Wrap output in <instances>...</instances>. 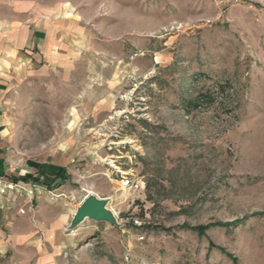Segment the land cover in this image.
<instances>
[{"label":"rangeland","instance_id":"obj_1","mask_svg":"<svg viewBox=\"0 0 264 264\" xmlns=\"http://www.w3.org/2000/svg\"><path fill=\"white\" fill-rule=\"evenodd\" d=\"M0 16L47 18L58 42L10 68L8 168L64 155V179L40 184L64 197L36 193L51 199L39 215L74 209L82 187L117 221L50 241L38 208L13 223L9 201L0 264H264V0H0Z\"/></svg>","mask_w":264,"mask_h":264},{"label":"crops","instance_id":"obj_2","mask_svg":"<svg viewBox=\"0 0 264 264\" xmlns=\"http://www.w3.org/2000/svg\"><path fill=\"white\" fill-rule=\"evenodd\" d=\"M21 21L20 19L13 20L12 18L0 16V174L6 173L15 181L27 178L28 180L30 179L41 184L48 180L54 181L57 179L58 181V172L61 171L60 176H64L63 174H65L68 169L67 165L72 160L69 161L68 157L61 155L53 162L37 166L35 170L32 164L29 165L28 169L20 170L19 173L14 169L10 170L8 168V155H6L4 149V142L9 135L10 129V126H8V114L6 112L4 97L11 87L10 80L13 73H11L10 68L16 65L15 59L20 60L26 65H41L50 62L53 58L52 52L58 47V42L52 39V25L47 18L36 20L30 25L24 24ZM22 55L24 58H21ZM60 190L61 187L54 189L55 192ZM17 199L18 205L25 208V213L35 212V209L38 208V211H36V219L40 222L39 224L47 225L46 238L50 241L56 239L59 227H63L71 221L72 216L79 206L78 204L74 209L57 214L58 216L46 211L39 215L43 207H45L46 203L51 201V199L48 200V198L42 194L37 196L36 193L32 191L30 195L22 198H18L14 193H9L3 197L1 196L0 208L8 205L9 201L17 202ZM12 214L14 215L12 220L14 221L13 223H15L19 220L16 217L19 216V213L18 211H13ZM45 219L47 220L46 222ZM25 221L27 222V219Z\"/></svg>","mask_w":264,"mask_h":264},{"label":"built area","instance_id":"obj_3","mask_svg":"<svg viewBox=\"0 0 264 264\" xmlns=\"http://www.w3.org/2000/svg\"><path fill=\"white\" fill-rule=\"evenodd\" d=\"M119 179V184L121 189H127L130 191H138L143 189V182L139 180H135L133 178L128 177V175H123L122 172ZM41 190L45 191L48 195L53 198L64 197L63 193L54 194V190L43 188L40 184L32 181V180H14L11 179L6 173L0 174V197L6 196L9 193H14L17 197H25L33 192L39 194ZM80 191L82 192V196L79 199V203L90 193L89 190L80 187ZM18 213L20 215L25 214V210L21 207L18 209ZM134 225L139 226L140 223L138 221L133 222Z\"/></svg>","mask_w":264,"mask_h":264},{"label":"water","instance_id":"obj_4","mask_svg":"<svg viewBox=\"0 0 264 264\" xmlns=\"http://www.w3.org/2000/svg\"><path fill=\"white\" fill-rule=\"evenodd\" d=\"M106 205L105 199H100L94 194H89L79 203L67 229L73 230L85 220L105 222L112 226L117 225L115 216Z\"/></svg>","mask_w":264,"mask_h":264},{"label":"trees","instance_id":"obj_5","mask_svg":"<svg viewBox=\"0 0 264 264\" xmlns=\"http://www.w3.org/2000/svg\"><path fill=\"white\" fill-rule=\"evenodd\" d=\"M200 100V103H208L209 101H211V97L208 96V95H203V96H200V98L196 99V100H193V101H185V107L190 110L192 109L193 107L195 108L197 106V104H200L199 101ZM198 102V103H196ZM61 174V171L58 172V178H61V179H64V176H60ZM27 178H24V180H26ZM257 216H261L264 218V211L261 212V213H256ZM214 226H219V227H227V226H230L228 223H210V224H207V225H204V226H198V227H194L193 230L199 235V236H203L205 235V232L209 229V228H212ZM212 247V245H211ZM219 251L223 252L224 250L222 248H218ZM225 255L227 257H230L232 259L233 262H236V259L233 258L231 255L225 253Z\"/></svg>","mask_w":264,"mask_h":264},{"label":"bare ground","instance_id":"obj_6","mask_svg":"<svg viewBox=\"0 0 264 264\" xmlns=\"http://www.w3.org/2000/svg\"><path fill=\"white\" fill-rule=\"evenodd\" d=\"M113 214V213H112ZM114 215V214H113Z\"/></svg>","mask_w":264,"mask_h":264}]
</instances>
